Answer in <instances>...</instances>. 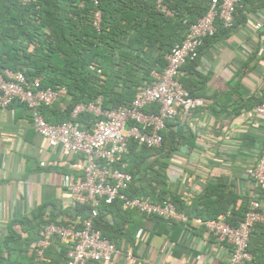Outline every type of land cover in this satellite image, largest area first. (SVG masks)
Here are the masks:
<instances>
[{"label":"crops","instance_id":"crops-1","mask_svg":"<svg viewBox=\"0 0 264 264\" xmlns=\"http://www.w3.org/2000/svg\"><path fill=\"white\" fill-rule=\"evenodd\" d=\"M256 3L246 1L234 29L207 40L196 63L178 75L202 102L188 117H176L172 123L182 137L162 171L167 191L183 204L186 223L112 207L106 211L104 232L121 254L92 264H227L228 245L197 221L203 220L200 214L225 205L226 211L216 218L225 216L227 221L231 208L244 206L256 191L244 175L264 143V119L246 116L264 96V35L260 42V32L252 28L264 12V0ZM68 102L61 96L45 111L47 117L58 120ZM74 164L82 165L80 157L65 159L58 149H49L32 128L25 107L12 103L0 109V264L9 257L17 259L15 264H35L31 245L25 250V243L44 222L78 223L61 185L64 175H78ZM50 244L44 262L65 264L63 249L55 241Z\"/></svg>","mask_w":264,"mask_h":264},{"label":"trees","instance_id":"trees-1","mask_svg":"<svg viewBox=\"0 0 264 264\" xmlns=\"http://www.w3.org/2000/svg\"><path fill=\"white\" fill-rule=\"evenodd\" d=\"M210 1L163 0L172 13L171 17H166L154 9L151 0H98L96 8L90 0H83L81 6L74 0H29L25 3L0 0V71L9 69L22 72L29 80H39L44 88H65L69 102L64 113L57 115L60 119L51 121L45 112L51 106L42 108L50 124L68 121L76 104L87 103L97 97L101 98L104 109L127 105L142 86L151 82L152 73L164 68L165 55L174 44L185 38L189 26L206 13ZM246 1L261 4V0H244L236 7L232 26L224 28L216 22V32L205 38L203 45L207 40L215 41L218 36L234 29L237 14L241 13ZM95 9L100 11L98 30L92 25ZM262 35L264 28L259 33L260 42ZM202 46L198 58L181 70L196 63ZM179 82L191 97H195L180 79ZM259 103H264V96L256 104ZM156 110L151 107L145 111ZM174 120L166 123L159 148L148 149L132 139L129 141V154L124 161L125 171L131 175L132 181L125 194L130 198L147 197L155 203L169 198L178 212H184L179 198L167 191L162 172L166 166L165 160L176 150L177 141L182 137L172 130ZM78 121L87 128L94 118L85 113L79 116ZM166 138H169L167 145ZM256 192L264 203V191L256 189ZM205 198L210 199V194L207 193ZM249 201L242 207L231 208L227 218L229 225L235 227L242 221ZM112 207L117 211L122 208L119 201L100 203L98 216L93 222L102 236L111 242L104 229L106 211ZM89 210L87 206L71 209L72 217L85 218ZM225 211L226 205L199 216L203 220L215 219ZM49 222L52 221L48 220L44 225ZM40 231L25 243V250L38 239ZM52 241L63 249L66 260L65 245L58 238ZM30 251L33 261L34 252L32 249ZM248 251L252 260L246 264H264V224L253 226ZM10 259L2 262L15 264L17 261L16 258L11 259L12 262Z\"/></svg>","mask_w":264,"mask_h":264},{"label":"built area","instance_id":"built-area-1","mask_svg":"<svg viewBox=\"0 0 264 264\" xmlns=\"http://www.w3.org/2000/svg\"><path fill=\"white\" fill-rule=\"evenodd\" d=\"M25 3L29 0H18ZM79 6L83 0H74ZM96 8L98 0H90ZM154 9L166 17L172 13L163 0H151ZM244 0H211L206 13L187 31L185 38L172 46L165 55V66L154 71L151 82L142 86L133 99L123 106L112 109L102 108L101 98L87 103L76 104L70 112V119L57 124L46 121L43 107H50L63 95L64 87H42L37 79L29 80L22 72L4 69L0 71V109L18 103L26 108L32 128L44 138L51 151L58 149L65 159L80 157L81 164L71 167L78 175H64L62 187L69 193V207L90 208L87 216L65 225L49 222L44 225L38 239L32 243L35 264L45 261L44 252L54 238L65 245L66 264H92L111 261L121 254L115 244L104 238L93 225L98 216L100 203L112 204L119 201L124 210L137 212L159 220L186 223L187 217L178 212L169 198L159 203L147 197H128L132 177L123 171L124 159L129 154L132 139L148 149L159 148L163 142L162 131L166 123L176 117H188L202 102L191 97L182 87L178 75L189 62L198 58V51L207 37L216 32V22L230 28L234 21L236 7ZM100 11H93L92 25L98 30ZM264 27V12L253 23L254 32ZM156 112H146L147 108ZM90 114L94 121L84 128L78 121L81 114ZM249 118L264 119V103L254 105L246 112ZM43 166V163H40ZM245 177L253 186L264 191V143L253 166L245 169ZM206 232L229 247L227 264H246L252 260L248 243L252 228L264 224V203L259 194L253 193L242 221L235 227L229 225L225 216L197 221ZM131 258V254H127Z\"/></svg>","mask_w":264,"mask_h":264}]
</instances>
